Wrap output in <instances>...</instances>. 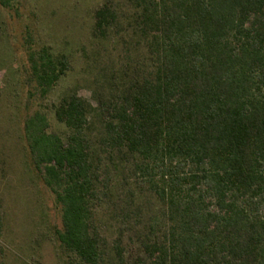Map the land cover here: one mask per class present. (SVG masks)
Here are the masks:
<instances>
[{
	"label": "trees",
	"instance_id": "trees-1",
	"mask_svg": "<svg viewBox=\"0 0 264 264\" xmlns=\"http://www.w3.org/2000/svg\"><path fill=\"white\" fill-rule=\"evenodd\" d=\"M125 1L148 62L94 91L98 137L76 92L52 105L64 134L42 108L24 119L33 170L59 208L54 235L66 264H264V0ZM94 19L103 39L120 26L111 1ZM30 40L28 99H44L70 63ZM125 163L161 207L128 257L97 222L115 198L110 169Z\"/></svg>",
	"mask_w": 264,
	"mask_h": 264
},
{
	"label": "rangeland",
	"instance_id": "rangeland-1",
	"mask_svg": "<svg viewBox=\"0 0 264 264\" xmlns=\"http://www.w3.org/2000/svg\"><path fill=\"white\" fill-rule=\"evenodd\" d=\"M106 1L117 9L120 26L103 39L94 35V12ZM131 13L125 0H0L2 264H66L54 235V228L61 226L59 208L33 170L24 119L42 108L49 116L51 130L64 134L66 130L55 120L52 105L76 92L92 106L89 131L92 138L98 137L101 120L96 113L94 91H109V85L103 83L105 76H117L124 68L130 73L135 65L148 62L143 43L138 44L130 36ZM28 37L32 47L48 46L55 54H65L70 63L69 70L44 99H28ZM101 155L102 162L109 163L105 154ZM110 170L115 181L111 194L115 198L98 208L97 222L110 246L120 239L125 255L135 256L139 252L137 237L161 207L142 188L139 176L134 175L128 163ZM122 211L129 216L118 219L116 214Z\"/></svg>",
	"mask_w": 264,
	"mask_h": 264
}]
</instances>
